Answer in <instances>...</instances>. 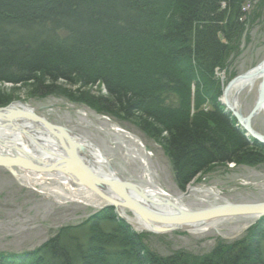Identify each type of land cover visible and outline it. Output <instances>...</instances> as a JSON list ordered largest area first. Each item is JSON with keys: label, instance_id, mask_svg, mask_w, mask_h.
<instances>
[{"label": "trees", "instance_id": "16d2710c", "mask_svg": "<svg viewBox=\"0 0 264 264\" xmlns=\"http://www.w3.org/2000/svg\"><path fill=\"white\" fill-rule=\"evenodd\" d=\"M251 1L0 0V83L102 82L111 96L103 113L134 118L142 111L139 124L150 135L167 133L165 150L184 189L216 164L247 163L250 145L229 133L227 114L213 115L221 126L212 128L199 119L203 112L189 121L188 112L163 108L160 96L189 74L208 85L244 30L240 20ZM263 253L264 218L242 241L219 244L206 256L178 251L161 258L109 207L60 229L34 252L0 254V264H264Z\"/></svg>", "mask_w": 264, "mask_h": 264}, {"label": "rangeland", "instance_id": "374dc122", "mask_svg": "<svg viewBox=\"0 0 264 264\" xmlns=\"http://www.w3.org/2000/svg\"><path fill=\"white\" fill-rule=\"evenodd\" d=\"M243 12L246 15L240 22L244 30L235 42L230 43L223 65L214 67L207 80L208 85L201 76L193 79L189 74L188 81L171 84L170 95L165 93L160 96L163 108L188 112L189 121L203 112L199 119L209 121L206 124L212 125V128L221 126V123L211 118L213 115L227 114L232 126L234 124L229 133L242 135L250 145L247 163L216 164L197 174L184 189L177 184L173 160L165 150L163 139L167 133L159 129L157 133L150 135L139 124L140 116L142 120L146 119L142 111L135 113L134 118L124 114L112 116L103 113L102 107L111 96L102 82L82 86L75 81L59 80L53 84L44 79L43 83H39L46 87L52 86L51 91L39 90V84L35 81L17 85L1 82L0 96L5 105L0 108H31L34 114L52 125L77 135L79 140H87L101 150L112 170L123 182L136 187H148L149 175L155 185L171 199L187 193L181 200L185 209L201 211L218 204L264 203V144L241 125L228 108L225 98L233 81L264 63V0L247 2ZM182 73L184 74L181 69L180 74ZM257 88L251 94L244 92L239 96L238 109H241L244 117L255 112L260 90ZM198 107L200 110H197ZM249 127L264 136V114L255 112L249 120ZM0 147L4 145L1 144ZM24 153L23 149L21 156ZM253 153L259 156L255 154L258 157H253ZM15 175L0 166L1 255L34 252L60 229L80 226L94 214L109 208L103 204L100 208L93 209L60 195L41 193L39 188L35 190L28 187ZM57 186L50 182L45 184L50 189ZM191 187L195 191H191ZM117 218L123 221L121 216L117 215ZM248 218L226 220L218 230L203 234H191L179 229L165 234L153 230L150 233H140L131 223L126 220L124 222L158 257L167 258L178 251L203 257L214 251L219 244L229 245L242 241L247 231L262 219L254 218L257 219L254 221Z\"/></svg>", "mask_w": 264, "mask_h": 264}, {"label": "bare ground", "instance_id": "6f19581e", "mask_svg": "<svg viewBox=\"0 0 264 264\" xmlns=\"http://www.w3.org/2000/svg\"><path fill=\"white\" fill-rule=\"evenodd\" d=\"M263 80L264 63L257 68L250 69L242 77L236 81H233L231 86L228 88V94L225 96L229 109L234 110L241 117H244L241 113V109H238L240 108L239 96L244 92L251 94V92H253L263 83ZM257 89H260V87ZM27 110L32 111L31 108H27ZM254 110L260 112V114H264V104L261 106L256 105ZM54 127H56L57 134L66 136L67 138L65 139H70L72 141L70 143L67 141L64 143V146H67L69 150L72 149L71 145L75 142L80 146L78 147L76 153L78 159L82 161L85 166L93 170L98 178L108 181L118 180L123 182L117 177V174L110 166L109 160L103 155L98 147L94 146L87 140H79L77 135L71 132H67L64 129L61 130L60 128H57V126ZM0 136H2L0 137V145L4 143V147H0V157H6L9 159L15 157L26 159L29 157L37 166L43 168L56 165L58 162L60 163L65 159L64 151H62L61 148L63 146L60 145L59 141L53 138L45 128L36 122H9L2 120L0 117ZM23 149L25 150V153L23 156H21ZM12 170L13 172L11 173L16 174L15 177L17 176V179L23 181L28 187L32 189L38 190L39 188L38 191L41 193L46 192L45 194L49 193L50 195H60L69 201L79 202L93 209L100 208L103 204H105L104 207L107 206L113 208L116 211V214L121 216L123 221L126 220L131 223L137 232L150 233L154 229V225H156L145 218L141 213L130 211L126 207L127 203L123 195H121L114 188L111 189L106 187L103 185V183L99 184V188L101 190L100 192L105 195V198L110 200L112 204L107 202L106 199L101 196V193L94 192L90 190L89 187L82 185L74 173L66 174L65 172H61L64 170L55 168L51 171L48 170L44 172L25 168H13ZM147 178L150 182V186L148 187L135 186L136 190L133 187L124 189L126 190L127 196H129L136 204L141 206L144 211L160 217H171L183 213L197 212L185 209L182 206L181 200L185 197L184 195H188L187 193H184L183 196L178 198L171 199L167 193L155 185L149 175H147ZM48 182L55 183L58 186L52 189L46 188L45 184ZM89 182L91 185V181ZM190 190L195 191L193 187H191ZM139 194L141 195V198ZM225 205L226 204H218L208 209ZM258 217L263 219L264 215ZM237 218L238 215L226 219L218 218L217 220L213 221L196 219L193 222L184 223L180 227L177 225V227L179 230H185L191 234H203L213 230H218L226 220L230 221ZM248 219L254 221L257 220L254 219V217H249ZM166 227H173L174 229L176 228L175 225L171 224L159 226V228ZM161 233L165 234L168 232L164 231L160 232V234Z\"/></svg>", "mask_w": 264, "mask_h": 264}, {"label": "water", "instance_id": "95a60500", "mask_svg": "<svg viewBox=\"0 0 264 264\" xmlns=\"http://www.w3.org/2000/svg\"><path fill=\"white\" fill-rule=\"evenodd\" d=\"M264 104V80L263 83L260 87L259 90V96L257 100V105L261 106ZM228 106V105H227ZM229 108V107H228ZM230 111L237 117V120L241 123V125L257 140H259L260 143L264 144V137L260 134L255 133L252 131L249 127V120L255 115V111L253 114H251L249 117H241L239 114H237L234 110ZM0 117L2 120H6L9 122L13 121H19V122H36L37 124L43 126L47 132L52 135L53 138L57 139L62 145V151H64L65 154V159L62 162H58L56 165H52L47 168L39 167L37 166L33 160L29 157L26 159H21V158H6V157H0V166L4 167L10 172H13V168H25V169H30V170H36V171H48L52 169H62L67 173H74L77 177L80 183L84 186L89 187L90 190L94 192L101 193L99 184L103 183L106 187H109L111 189L117 190L123 197L125 198V201L127 203V208L132 211V212H138L141 213L145 218L150 220L152 223H155L154 225V231L155 232H170L172 230H177L178 227H180L182 224L187 223V222H193L196 219H204L208 221H213L217 220L218 218L226 219V218H231L232 216L238 215V217H254V218H259L258 216H263L264 215V203L260 204H226L225 206L213 208V209H207V210H201L197 211L196 213L190 212V213H183L179 215H174L171 217H160L153 215L147 211H144L141 206L136 204L129 196L126 194V188L128 187H133L136 190V187L134 185H131L130 183L126 182H121L118 180H105V179H100L96 176V174L85 166L82 161H80L77 157V149L80 147L75 143L71 145L72 149L69 150L67 146H64V143L67 142H72L70 139H65L67 138L66 136L59 135L57 134L56 127L51 125L48 121L45 119L37 116L36 114L33 113V111H29L26 108H15V107H7V108H0ZM58 128V127H57ZM61 129V128H60ZM63 130V129H61ZM60 130V132H61ZM63 133V132H62ZM4 145V143H2ZM91 181V185L90 182ZM102 197H106L101 193ZM140 198L141 195L139 194ZM107 202H110L107 198H105ZM112 204V203H111ZM115 207V205H114ZM235 214V215H234ZM165 224H171L175 225L176 228L174 229L173 227H166V228H159L161 225ZM177 225H179L177 227Z\"/></svg>", "mask_w": 264, "mask_h": 264}]
</instances>
